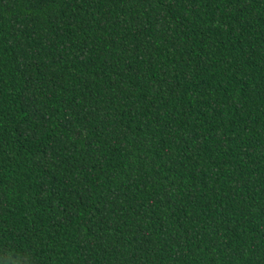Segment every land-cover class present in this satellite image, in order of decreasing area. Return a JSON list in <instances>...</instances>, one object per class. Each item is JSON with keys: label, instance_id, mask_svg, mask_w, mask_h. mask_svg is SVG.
Wrapping results in <instances>:
<instances>
[{"label": "trees", "instance_id": "obj_1", "mask_svg": "<svg viewBox=\"0 0 264 264\" xmlns=\"http://www.w3.org/2000/svg\"><path fill=\"white\" fill-rule=\"evenodd\" d=\"M0 264H264V0H0Z\"/></svg>", "mask_w": 264, "mask_h": 264}]
</instances>
